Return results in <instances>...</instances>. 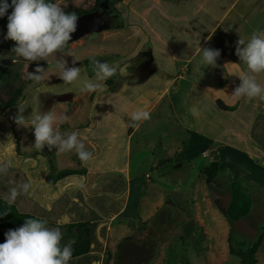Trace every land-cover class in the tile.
Returning a JSON list of instances; mask_svg holds the SVG:
<instances>
[{
	"label": "crops",
	"instance_id": "crops-1",
	"mask_svg": "<svg viewBox=\"0 0 264 264\" xmlns=\"http://www.w3.org/2000/svg\"><path fill=\"white\" fill-rule=\"evenodd\" d=\"M121 4H127L123 27L103 31L101 39L117 35L124 40L110 48L100 41L97 48L86 51L91 55L87 60L106 61L118 69L114 78L100 82L104 90L77 89L57 102H46L38 91L31 94V106L37 111L57 115L60 109L69 118L58 122L56 131L78 132L93 154L88 163L75 151L59 153L47 146L41 151L30 145L28 149L27 139L35 143L34 128L15 123L18 107L5 110L0 118V162H11L7 174H0V199L5 200L12 187L30 182L29 192L13 204L22 213L45 219L49 228L60 229L61 244L72 242L69 264H115L118 245L135 232L136 221L147 223L166 201L172 204L163 187L181 189L174 184L184 181L179 175L187 166L196 174L204 159L211 163L221 155L264 159V101L232 96L241 83L237 75L245 71L235 55L237 41L239 35L247 40L254 31H264V0H122ZM81 40L78 47H85ZM205 47L219 50L220 56L216 67L201 69L202 76L196 65ZM78 65L84 75L94 78L90 64ZM124 67L129 75H120ZM257 80L264 85V73ZM219 100L233 109L220 108ZM30 107L26 118L33 112ZM140 109L150 118L134 125L132 114ZM9 136L14 151L6 148ZM119 155L124 161H118ZM15 156L31 165L14 163ZM63 157L70 160L69 167L59 164ZM163 159L170 162L161 170L162 193L160 189L150 193V200V195L144 197L145 185L154 188L152 171ZM140 166L147 168L141 173L148 182L143 185L134 176ZM65 169L80 172L57 179L55 174ZM195 180L189 177L185 183L193 187ZM79 222L88 225L67 228ZM87 245L86 253L74 254ZM161 257L158 254L155 264Z\"/></svg>",
	"mask_w": 264,
	"mask_h": 264
},
{
	"label": "rangeland",
	"instance_id": "rangeland-1",
	"mask_svg": "<svg viewBox=\"0 0 264 264\" xmlns=\"http://www.w3.org/2000/svg\"><path fill=\"white\" fill-rule=\"evenodd\" d=\"M47 2L56 3L61 8L69 3H73L76 6L88 9L94 7L96 0H47ZM121 2L110 3L122 16L125 13L124 11L126 10L127 4H121ZM8 3L11 4V0H8ZM12 10L13 9L10 7L7 13L3 17H0V65L9 64L13 67L16 71V80L11 85H8L6 82H0V95L6 98L17 87H23L24 92L19 102L27 101L30 104L34 103L33 95H31L34 91H38L42 99H45L46 102H57L64 97H71L73 91L78 88L73 87L71 92L66 91L69 86L63 85V81L59 78L56 60L60 58L65 59L69 67L76 66L78 62H81V65L90 64L91 59H87L91 55H88L89 53L86 51L88 48L91 50L97 48L100 41H102L101 35H105L103 31L109 28L89 33L78 40L68 42L69 44L67 47L61 52L49 56L47 61L40 60L29 63L13 52L14 47H16V42L5 38L8 30V15L11 14ZM81 39L86 41L85 47H78V45L82 43ZM122 40H124L123 36L110 35L103 41L104 44L110 48L109 45L112 43L119 45ZM124 45L125 42L123 43V46ZM71 47L72 49L78 48L77 50H71ZM74 59L76 60L75 65L72 63ZM37 66L45 69V72L42 74L43 78L39 82L30 79L28 75L29 73L35 72ZM76 67L80 66L78 65ZM37 87L38 90H36ZM49 87L52 88L51 92L44 91V89ZM29 107H27L23 113L25 117ZM57 110L55 111L57 112L56 116H62V111L60 109ZM3 113L4 111H0V118L3 116ZM25 131H28V129ZM262 142L264 143V135H262ZM26 144L28 145V149L30 146H34L32 139H27ZM6 146L8 150L14 151L15 144H13L11 139L7 141ZM136 148L137 145L133 142L135 153L138 151V148ZM221 157L222 158L216 159V161L223 164V170H221L211 182L207 180L206 167L210 164L209 159H204L203 165L196 174L194 170L191 172L192 168L187 166L184 173L182 172L179 175V178L182 176L184 181L174 184L181 189L173 190L163 187L166 191L167 200L172 204H168L166 201L164 205L158 208L154 218L147 223L142 222V220H138L139 222L136 221L139 224H137V228L135 227V232H132L133 235L131 234L129 236L136 237L138 240L149 236L150 241L156 243L155 248L157 249V253H161L162 256L161 260L157 262L158 264H243L238 256L230 252L229 236L232 233L236 244L248 246L255 240L264 226V159L249 157L245 154L238 159L224 155H221ZM198 158H195L192 162L196 164ZM13 160L15 161L14 163H19L20 161L22 162L23 159H20L19 156H15L12 158V161ZM118 161H124V156L119 155ZM198 161H200V163L202 162L201 160ZM58 162L64 168L70 166L68 165L70 164V160L67 161L65 157L60 158ZM22 164L25 166L31 165L30 162H22ZM146 169V167L140 166L134 174V176H136L135 182L139 185H143L141 184L143 182L148 183L145 176L141 174ZM152 173L153 178L151 179H154V183L156 184L152 189H147L148 186L147 184L145 185L144 197L159 189L162 193V172L160 173V170L157 169L152 171ZM149 176L150 174H147L146 178ZM189 177L196 179L195 182L192 183L193 187L190 183H185ZM234 179L240 181L244 189L250 194L253 200V207L250 213L242 219L229 221L217 204L222 206H227L229 204L231 198L230 183ZM149 199H153V194L150 195ZM173 203L176 204L174 205ZM145 204V207L149 206L148 203ZM139 212L143 215L141 210ZM130 228L133 227L130 226ZM137 239L134 240V242L140 245ZM135 249L136 246H133L132 250ZM138 255L139 253L131 252V254L129 253L126 257L122 256V258L125 259L130 256V260L129 262L126 261V264H133V262H138L140 260ZM154 255L155 253L152 257ZM257 257L259 264H264V239L257 253ZM156 260L157 257L152 264H155Z\"/></svg>",
	"mask_w": 264,
	"mask_h": 264
},
{
	"label": "clouds",
	"instance_id": "clouds-1",
	"mask_svg": "<svg viewBox=\"0 0 264 264\" xmlns=\"http://www.w3.org/2000/svg\"><path fill=\"white\" fill-rule=\"evenodd\" d=\"M12 12L8 15L6 39L16 42L13 52L26 61H47L48 57L61 52L72 39V33L77 30L79 17L75 12H65L60 6L47 0H0V17H3L9 8ZM229 29H225L228 31ZM235 55L245 66V71L236 74L241 83L235 88L232 96L236 99L246 98L253 100L258 98L264 101V85H261L257 77L264 73V31H254L247 40L239 35ZM220 51L212 48H201V56L196 65V71L202 72L204 67H216ZM75 65L76 60H73ZM90 65L93 69L94 78H88L83 74L82 67L68 66L63 59L56 60V68L59 70V78L63 85L78 88L81 92L103 91L100 83L117 75L118 69L108 62H101L92 58ZM45 69L37 66L35 72L29 73V78L39 82L43 78ZM122 76L129 75L127 67L119 69ZM203 76V72H202ZM44 91H52L46 88ZM29 102H24L18 107V115L14 117L18 126L34 128L35 143L37 150H43L45 146L51 151L53 147L59 153L75 151L83 163H88L93 154L86 150L84 143L79 138V133L73 131L60 134L55 125L58 122L67 121V116L57 117L52 112L42 114L35 107L30 117L26 118L23 113ZM150 118V114L143 110H137L132 114L133 124ZM8 139H12L9 136ZM10 161L0 162V174H7ZM30 182H24L12 187L9 194L4 197L6 203L11 206L21 194H26L31 189ZM83 188L84 185L80 184ZM5 212L3 215H7ZM6 242L0 244V264H69L73 249L72 242L61 244L63 234L59 228H49L47 221L42 218H28L21 227L9 230L5 233Z\"/></svg>",
	"mask_w": 264,
	"mask_h": 264
},
{
	"label": "trees",
	"instance_id": "trees-1",
	"mask_svg": "<svg viewBox=\"0 0 264 264\" xmlns=\"http://www.w3.org/2000/svg\"><path fill=\"white\" fill-rule=\"evenodd\" d=\"M101 1L102 0H96L94 7L88 9H84L82 7L76 6L73 3H69L63 6L62 9L68 13L75 12L77 16H80L84 13L97 10L100 7ZM104 2L106 5L112 7V13L107 21L108 28L123 27L124 21L122 16L120 15V12L110 3V2L112 3L121 2V0H104ZM15 80H16L15 69L11 67L9 64L0 65V82H4V83L6 82L8 85H11L12 83L15 82ZM23 92H24L23 87H17L6 98L0 95V111L14 109L15 107H17V105L19 104V100L23 95ZM218 106L224 110L233 109L232 106H228L224 104L221 100L218 101ZM169 162H170L169 159L158 161L156 169L160 170V172L162 170L163 172ZM223 167H224L223 164L219 161L211 162L210 165L207 167L208 182H211L216 177V175L219 172H221V170H223ZM78 172L80 171L76 169L60 170L55 174V177L58 179L67 176L69 174H74ZM230 184H231L230 185L231 198L229 204L227 206H222L220 204L217 205L229 221H236L242 219L243 217L247 216L250 213L253 207V200L250 194L244 189L240 181L234 179L231 181ZM5 212H8V214L3 215ZM28 218H36V217L29 213L20 212L14 204L9 206L5 200L0 199V244L6 242L5 233L7 231H9L10 229L15 230L21 227L24 223V220ZM84 225H88V224L84 222L73 223L68 225L67 228L68 229H72L74 227L81 228ZM136 239H137L136 237L127 236L121 240V242L118 245L115 264H126V261L129 262L130 256L125 259H123L122 256L126 257L127 255H129V253L131 254V252L139 253L138 258L140 260L138 262L137 261L133 262V264H152L154 262L158 254L157 249L155 248L156 243L150 241L149 236H147V238L143 237L140 240L137 239L139 241L138 244H140L137 245L134 242V240ZM263 239H264V226L262 227L261 232L257 235L255 240L252 241L248 246H240L236 244L235 240L233 239V235L231 233V235L229 236L230 252L233 255L238 256L243 262V264H259L257 253L263 242ZM132 245L136 246L135 249L136 251L132 250L133 247ZM88 249L89 247L87 245L83 249L82 248L76 249L74 251V254L80 255L86 253ZM153 252L155 253V255L152 257V255L154 254Z\"/></svg>",
	"mask_w": 264,
	"mask_h": 264
},
{
	"label": "water",
	"instance_id": "water-1",
	"mask_svg": "<svg viewBox=\"0 0 264 264\" xmlns=\"http://www.w3.org/2000/svg\"><path fill=\"white\" fill-rule=\"evenodd\" d=\"M112 12V11H111ZM107 8L104 0L101 1L100 7L91 12L84 13L77 21V30L72 33V39L69 42L80 39L81 37L108 28V18L106 16Z\"/></svg>",
	"mask_w": 264,
	"mask_h": 264
},
{
	"label": "flooded vegetation",
	"instance_id": "flooded-vegetation-1",
	"mask_svg": "<svg viewBox=\"0 0 264 264\" xmlns=\"http://www.w3.org/2000/svg\"><path fill=\"white\" fill-rule=\"evenodd\" d=\"M106 5V4H105ZM106 8H107V13H106V16L107 18L109 19L110 18V15H111V11H112V7L109 6V5H106Z\"/></svg>",
	"mask_w": 264,
	"mask_h": 264
},
{
	"label": "built area",
	"instance_id": "built-area-1",
	"mask_svg": "<svg viewBox=\"0 0 264 264\" xmlns=\"http://www.w3.org/2000/svg\"><path fill=\"white\" fill-rule=\"evenodd\" d=\"M203 155H204V156H208V155H209L208 151H204V152H203Z\"/></svg>",
	"mask_w": 264,
	"mask_h": 264
}]
</instances>
